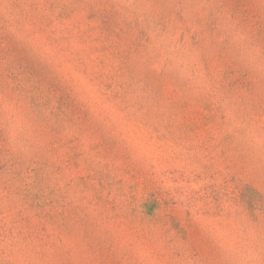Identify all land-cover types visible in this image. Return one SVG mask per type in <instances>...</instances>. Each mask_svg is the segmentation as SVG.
<instances>
[{
  "label": "rangeland",
  "instance_id": "obj_1",
  "mask_svg": "<svg viewBox=\"0 0 264 264\" xmlns=\"http://www.w3.org/2000/svg\"><path fill=\"white\" fill-rule=\"evenodd\" d=\"M264 0H0V264H264Z\"/></svg>",
  "mask_w": 264,
  "mask_h": 264
},
{
  "label": "snow or ice",
  "instance_id": "obj_2",
  "mask_svg": "<svg viewBox=\"0 0 264 264\" xmlns=\"http://www.w3.org/2000/svg\"><path fill=\"white\" fill-rule=\"evenodd\" d=\"M262 51H264V50H262Z\"/></svg>",
  "mask_w": 264,
  "mask_h": 264
}]
</instances>
